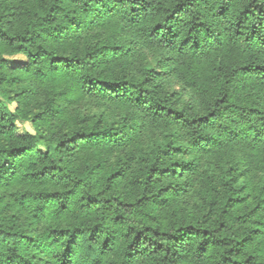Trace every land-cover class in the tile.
I'll use <instances>...</instances> for the list:
<instances>
[{
  "label": "trees",
  "instance_id": "trees-1",
  "mask_svg": "<svg viewBox=\"0 0 264 264\" xmlns=\"http://www.w3.org/2000/svg\"><path fill=\"white\" fill-rule=\"evenodd\" d=\"M0 264H264V0L0 5Z\"/></svg>",
  "mask_w": 264,
  "mask_h": 264
},
{
  "label": "rangeland",
  "instance_id": "rangeland-1",
  "mask_svg": "<svg viewBox=\"0 0 264 264\" xmlns=\"http://www.w3.org/2000/svg\"><path fill=\"white\" fill-rule=\"evenodd\" d=\"M19 0H0V5L2 7V10L5 8L6 4H16ZM105 29V27H104ZM5 60L7 61V63L10 66L13 65H19L21 64V61H23V57L20 55H5ZM36 99L37 96H34L33 99H31L28 103H27V109H37L38 108V104L36 103ZM74 107H80L84 110H86L87 108L91 107L92 109L95 108L96 104L90 102L87 99H77L74 103H73ZM106 106V104H104V107ZM15 105L11 104V109H14ZM107 111L112 113V114H116L117 113V109L114 106H109L107 107ZM68 112H72V109H69ZM20 126V125H19ZM23 130H27V131H33V127L31 126V121H27L25 122L22 127ZM20 128V129H21Z\"/></svg>",
  "mask_w": 264,
  "mask_h": 264
}]
</instances>
